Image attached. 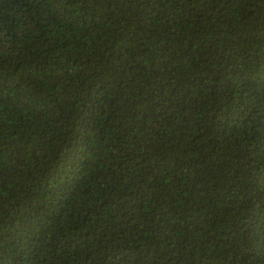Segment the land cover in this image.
<instances>
[{
    "label": "trees",
    "instance_id": "16d2710c",
    "mask_svg": "<svg viewBox=\"0 0 264 264\" xmlns=\"http://www.w3.org/2000/svg\"><path fill=\"white\" fill-rule=\"evenodd\" d=\"M0 264H264V0H0Z\"/></svg>",
    "mask_w": 264,
    "mask_h": 264
}]
</instances>
